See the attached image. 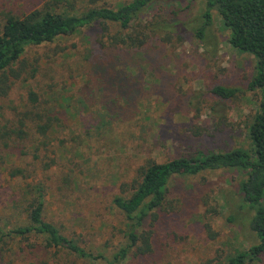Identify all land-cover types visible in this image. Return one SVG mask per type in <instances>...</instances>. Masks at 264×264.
<instances>
[{"label": "rangeland", "instance_id": "rangeland-1", "mask_svg": "<svg viewBox=\"0 0 264 264\" xmlns=\"http://www.w3.org/2000/svg\"><path fill=\"white\" fill-rule=\"evenodd\" d=\"M48 1L0 0V29L5 15L21 17L43 9ZM131 1L98 0L96 5L116 8ZM204 11L203 0H173L141 14L142 22L169 27L146 51H125L136 69L132 88L139 94L129 105L91 101L80 110L83 56L90 40L103 35L99 24L26 51L21 58L27 66L25 83L16 81L8 96L0 98V125L24 109L32 90L42 107L47 101L55 107L62 126L57 139L50 138L39 151L32 136L20 143L21 150L12 143L8 154L0 149L3 231L26 224L20 212L30 191L42 186L44 218L79 246L110 256L124 242L123 216L112 201L131 194L132 182L147 160L159 163L199 152L248 148V128L257 108V94L248 89L255 60L229 45L228 32L214 11L200 41L195 30ZM107 26L110 34L118 31L116 25ZM166 35L169 41H163ZM216 86L234 88L237 95L219 102L211 94ZM220 119L223 124L218 125ZM244 178L241 170L221 169L172 180L171 208L145 223L152 232L151 253L123 264H221L256 245L248 225L252 214L239 193ZM0 264L93 263L67 251L45 249L35 236H12L0 242ZM245 264H264V258Z\"/></svg>", "mask_w": 264, "mask_h": 264}, {"label": "trees", "instance_id": "trees-1", "mask_svg": "<svg viewBox=\"0 0 264 264\" xmlns=\"http://www.w3.org/2000/svg\"><path fill=\"white\" fill-rule=\"evenodd\" d=\"M172 1L132 0L116 8H108L96 5L98 0H49L43 9L27 15H5L0 29V98L7 97L15 82L25 75L27 66L21 58L29 48L52 43L58 37L76 34L99 24L103 35L98 40H90L83 56L80 72L83 102H80V110H85L84 106L91 101L102 106V102L112 107L121 102L129 105L131 99L137 100L139 94L132 88L137 81L136 69L125 51H146L152 39L167 30L169 24L142 22L140 17L154 4ZM203 1V22L196 28L195 36L200 41L205 39L214 11L228 32L229 45L251 55L255 60L248 89L257 94V108L248 128V148L207 154L199 152L159 163L147 160L139 168L138 178L132 182L131 194L127 198L117 195L112 201L123 216L124 229L121 233L124 242L110 256L103 252L95 254L79 246L44 218L45 191L42 186L30 191V198L20 212L26 224L23 221L8 231L0 228V242L12 236H35L41 239L45 249L67 251L93 264H123L129 259L140 260L152 251V232L145 227L146 221L155 219L157 212L171 208L169 185L172 180L221 169H238L245 173V178L239 184V193L242 205L252 214L248 225L258 243L237 252L221 264H245L264 258V0ZM86 3L87 6H84ZM108 23L118 27L115 34H110ZM168 37L164 36L163 41H169ZM211 94L219 102H225L235 98L237 90L216 86ZM26 101L24 109L17 110L12 120H5L0 125V149H6V154L11 149L10 143L21 150L20 143L30 136L36 143L35 150L39 151L40 147L48 145L50 138L57 139L55 134L62 126V117L55 107L48 101L42 107L36 92L28 90ZM223 120L220 119L218 125L223 124ZM204 229L208 237L213 239L210 226L205 225Z\"/></svg>", "mask_w": 264, "mask_h": 264}]
</instances>
